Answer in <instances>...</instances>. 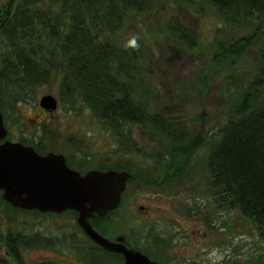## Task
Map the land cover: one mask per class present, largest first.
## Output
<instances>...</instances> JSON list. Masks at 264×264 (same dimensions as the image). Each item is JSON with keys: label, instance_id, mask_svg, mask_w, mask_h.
Here are the masks:
<instances>
[{"label": "trees", "instance_id": "obj_1", "mask_svg": "<svg viewBox=\"0 0 264 264\" xmlns=\"http://www.w3.org/2000/svg\"><path fill=\"white\" fill-rule=\"evenodd\" d=\"M174 9L180 14L187 11L188 17L209 13L220 21L209 63L213 72L225 65L222 82L228 80L229 90L224 115L214 124L205 108L195 116L199 128L185 115L154 110L149 95L132 86V76L137 75L135 62L141 52L146 53L148 45L140 38L132 59L128 48L118 42V30L128 21L157 12L168 15L164 28L176 34L178 43L193 47L196 28ZM0 42V102L2 94L12 91L15 85L22 90L60 72L62 90L80 95L99 122L113 129L124 146L141 150L129 132L134 124L159 143L163 141L165 149L158 151L169 160H162L161 155L152 158V171L159 165L162 174L197 175L220 209L243 215L245 224L255 228L258 244L256 253L246 258H251L253 264H264V0H0ZM249 48L255 50L257 60L249 68L238 70V59ZM205 75V82L212 80L209 73ZM152 146L155 149L159 144ZM143 153L149 155L150 151ZM198 153L200 160H194ZM182 154L186 156L183 163L172 160ZM118 168L131 171L132 166ZM142 170L146 175L149 172ZM135 175L132 173L130 179ZM152 179L155 185L162 182L159 174ZM110 210L91 217L108 236L113 233L106 231L101 220ZM81 233L90 243L91 257L87 261L121 258L83 230ZM9 235L4 252L0 251V264H60L51 259L25 261L18 251L19 240ZM154 237L159 238L157 234ZM128 244L146 252L131 240ZM162 249L156 245V250ZM100 253L106 256L99 257Z\"/></svg>", "mask_w": 264, "mask_h": 264}, {"label": "rangeland", "instance_id": "obj_2", "mask_svg": "<svg viewBox=\"0 0 264 264\" xmlns=\"http://www.w3.org/2000/svg\"><path fill=\"white\" fill-rule=\"evenodd\" d=\"M174 10L195 26L193 47L178 43L176 34L164 28L168 15L157 12L128 21L118 30V42L123 47L128 42L126 34L130 39L137 37V42L141 38L148 45L146 53L141 52L135 62L137 75L132 76V86L149 95L154 110L185 115L184 118L194 120L195 128H199L201 125L195 116L205 108L211 113L210 121L214 124L224 115L229 90L226 88L228 80L222 82L227 70L225 65L213 72L209 63L220 21L209 13L188 17L187 11L180 14ZM127 48L133 59L132 53L138 49ZM256 60L255 50L249 48L236 61L237 69L249 68ZM205 73H209L212 80L209 77L210 81L205 82ZM60 77L61 73L55 72L49 80L27 85L22 90L15 85L12 91L2 94L0 110L8 137L67 151V162L82 167L132 166L131 172L136 175L127 182L119 205L101 222L106 231H122L128 240L144 247L149 256L155 254L159 264H253L252 259L246 257L256 253V230L251 223L245 224L243 215L236 210L220 209L197 175L191 178L192 173L187 177L162 174L159 165L152 171V158L161 155L162 160H169L158 151L165 149L163 141L159 143L134 124L129 132L142 151L124 146L113 129L99 122L80 95L72 96L62 90ZM193 78L194 84H191ZM46 92L57 98L52 119L49 113L45 115L41 111L38 102ZM156 144L159 149L153 148ZM183 157L186 156H173L172 160L183 163ZM193 159L200 160V154H195ZM142 169H147L148 174ZM157 174L162 182L155 185L152 177ZM78 228L71 209L56 213L14 207L0 191L1 252L10 234L9 237L16 236L19 240L20 257L27 262L51 259L60 264H83L91 257L90 243L84 240ZM155 234L159 238H155ZM156 245L163 246L162 252L156 250ZM104 256L106 254H99V257Z\"/></svg>", "mask_w": 264, "mask_h": 264}, {"label": "water", "instance_id": "obj_3", "mask_svg": "<svg viewBox=\"0 0 264 264\" xmlns=\"http://www.w3.org/2000/svg\"><path fill=\"white\" fill-rule=\"evenodd\" d=\"M39 104L52 111L56 97L43 93ZM7 132L0 110V138ZM131 172L96 167L81 171L67 164L63 153H39L30 144L4 138L0 141V188L3 197L21 208L61 212L75 210V220L84 233L107 250L120 252L123 261L83 264H159L140 249L127 245L124 233L106 236L93 224L94 213L103 214L120 200Z\"/></svg>", "mask_w": 264, "mask_h": 264}, {"label": "flooded vegetation", "instance_id": "obj_4", "mask_svg": "<svg viewBox=\"0 0 264 264\" xmlns=\"http://www.w3.org/2000/svg\"><path fill=\"white\" fill-rule=\"evenodd\" d=\"M42 108H41V111L45 114V115H47V113H49V117L52 119V117L55 115L54 114V111H55V109H53L52 111H50V110H48L47 108H45L44 106H41ZM9 138V139H11V140H19V139H16V138H10V137H8V128H7V132H6V134L2 137V138H0V141H2L4 138ZM19 141H21V140H19ZM23 142V141H22ZM23 143H25V144H30V145H32L34 148H35V150L36 151H38L39 153H42V154H44V153H47L48 151H50V150H52V151H55V152H60V153H63L64 155H65V157H66V159L68 158V155H67V151H60V150H58V148H53V147H51L50 145H45V146H38L37 144H35V143H30V142H23ZM67 161V160H66ZM68 163V162H67ZM68 165H70V166H72V167H75V168H78V169H80V170H85V169H87V168H90V166L89 167H82V166H80V165H77V164H75L74 162H69L68 163ZM0 191H1V195H2V189L0 188ZM10 204V203H9ZM141 206H143V205H141ZM112 235H115L114 233L112 234ZM128 243V242H127ZM117 253H119L120 254V256H121V258L118 260V259H112V260H106V261H114V262H120V261H123V255H122V253H120V252H117ZM151 257V256H150ZM151 258H154V257H151ZM155 259H156V257H155ZM160 263V262H159Z\"/></svg>", "mask_w": 264, "mask_h": 264}, {"label": "clouds", "instance_id": "obj_5", "mask_svg": "<svg viewBox=\"0 0 264 264\" xmlns=\"http://www.w3.org/2000/svg\"><path fill=\"white\" fill-rule=\"evenodd\" d=\"M125 47H132L134 49H138L139 48V44L137 42V37L133 36L125 45Z\"/></svg>", "mask_w": 264, "mask_h": 264}]
</instances>
